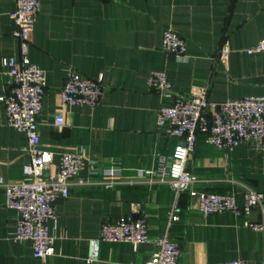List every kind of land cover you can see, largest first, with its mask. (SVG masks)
I'll return each instance as SVG.
<instances>
[{
  "label": "crops",
  "instance_id": "crops-1",
  "mask_svg": "<svg viewBox=\"0 0 264 264\" xmlns=\"http://www.w3.org/2000/svg\"><path fill=\"white\" fill-rule=\"evenodd\" d=\"M29 59L46 73L44 108L38 118L40 149L54 155L49 169L55 175L65 153L84 155L82 178L92 184L70 188L57 201L55 255L43 262L33 257L30 241H13L17 213L5 207L0 189V264H145L156 251L154 243L134 248L128 243H103L98 263H88V243L97 238L106 220L134 215L146 220L154 241L168 234L181 248L179 264H217L242 260L263 264L264 234L245 222H258L231 212L202 216L199 192L233 196L244 204V186L264 192V152L240 146L226 156L198 135L187 172L198 183L176 193L167 183H146L143 169L155 168L153 156H171L177 140L157 129L160 97L148 88L151 71H164L177 96L188 97L192 87H207L212 102L264 97V54L243 52L264 39V0H39ZM16 0H0V96L6 79L2 61L18 58L20 46L11 14ZM165 29L187 41L188 61L162 51ZM222 46L230 50L217 58ZM77 74L102 81L96 108L61 107L66 78ZM62 114L64 126L55 125ZM27 138L9 127L0 104V178L23 179L29 163ZM118 167V184L106 189L103 169ZM97 171V176L90 172ZM177 202L180 220L169 221Z\"/></svg>",
  "mask_w": 264,
  "mask_h": 264
},
{
  "label": "built area",
  "instance_id": "built-area-1",
  "mask_svg": "<svg viewBox=\"0 0 264 264\" xmlns=\"http://www.w3.org/2000/svg\"><path fill=\"white\" fill-rule=\"evenodd\" d=\"M40 12L39 0H16V9L11 14L16 30L14 36L19 41L18 58L9 57L2 61V75L6 79L5 91L0 96L7 125L23 133L27 138L26 151L29 163L22 169L23 179L7 182L0 178V189L5 195V207L17 213V223L13 241H30L33 257L41 262L55 255L57 237L50 231L52 224L57 228V201L70 195V188L92 184L82 178L88 159L82 154L65 153L60 157L58 171L49 174L54 155L42 151L40 145L39 121L44 108L47 77L45 71L30 62L29 49L32 45L34 24ZM162 51L175 57L177 61H188L187 41L171 29H165L162 37ZM230 50L226 46L219 49L217 58L225 60ZM248 55L264 54V39L255 46L245 49ZM148 88L161 99L157 129L177 143L171 156L156 153L153 158L155 168L139 172L146 183H167L176 193L198 183L196 177L187 172V164L193 159L198 135H203L206 143L223 151L246 146L264 152V97L251 96L228 102H212L208 99L207 87H192L188 97L177 96L173 85L164 71H151L147 79ZM104 89L101 79L93 80L77 74H70L60 94L61 107L68 105L96 108L101 104ZM57 127L64 126L62 114L55 117ZM99 172L92 171L90 176ZM101 176L106 180L98 183L106 189L118 184L122 169H103ZM198 212L206 217L231 212L236 217L248 219L257 213L260 220L245 225L255 232L264 234V192L244 186V204L238 205L233 196L199 192ZM181 209L177 202L169 212V221L180 220ZM103 243H128L134 248L154 243L156 251L145 264H179L181 248L171 241L167 233L152 240L146 220L134 215L124 216L116 221L106 220L97 238L88 243V263H98ZM217 264H247L233 260ZM264 264V260H263Z\"/></svg>",
  "mask_w": 264,
  "mask_h": 264
}]
</instances>
